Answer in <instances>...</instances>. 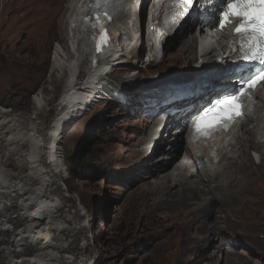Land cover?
Returning a JSON list of instances; mask_svg holds the SVG:
<instances>
[{
	"label": "rangeland",
	"instance_id": "1",
	"mask_svg": "<svg viewBox=\"0 0 264 264\" xmlns=\"http://www.w3.org/2000/svg\"><path fill=\"white\" fill-rule=\"evenodd\" d=\"M67 5L68 0H0V109L12 114L26 113L35 120L34 99L45 91L47 105L37 122L43 124L39 126L43 129H47L55 117V106L66 82L63 79L56 84L49 80L55 48L66 37L61 18ZM185 30L179 33L183 36L176 34L166 42L163 56L171 58L178 48L182 49L184 39L194 34L196 27H191L187 34ZM195 51H199L197 45L193 46V54ZM142 53L143 57L147 56L142 49L136 53V63L140 64L138 75L124 73L110 78L111 84L122 90V99H105L96 104L65 134L64 168L57 184L61 198L69 201L66 211L71 210L68 212L71 218L76 211L79 213L75 225L79 250L54 254L73 260L82 259L81 253L86 251L85 258L90 257L88 264H264V169H260L262 174L248 177L251 169L260 167V161L253 160V166L247 170L231 169L237 183L242 182L251 195L254 190L257 193L249 213L241 210H232L230 214L208 213L202 209L203 200L192 205L184 200L178 206L176 198L175 203L164 204L146 186L144 170L149 168L152 173L149 179L153 181L154 166L164 172L172 168L183 154L186 135L178 136V145L173 149L178 152V158L167 166L169 156H173L168 152L172 147L163 146L168 149L163 153L159 147L183 131L178 129V134H172L174 125L165 131L163 125L158 127L165 121L162 118L165 105L147 102L141 93L187 88L190 79L204 69L202 63L194 59L191 64L178 62L175 67L170 58L158 61L156 56V62L146 65L145 58L140 59ZM195 63L197 67L192 66ZM90 64V59L83 64L76 81L87 80ZM34 77L39 83L32 84ZM132 77V81L127 82L126 79ZM199 78L204 77L193 81L201 86ZM173 108L169 110L173 112ZM248 123L245 127L251 126ZM152 125L153 129L149 130ZM160 135L162 138L158 140ZM172 141L175 143L176 139ZM151 142L156 148L152 152L150 147L147 153ZM254 151L249 148L247 152L252 157ZM211 157L216 163L215 154ZM216 172L213 169L208 174ZM197 176L193 177L196 182L200 180ZM206 185L210 187L209 183ZM233 196L226 194L224 199ZM11 215L18 216L14 212ZM220 218L226 219V226H221ZM19 227L25 226L9 228L15 233ZM3 247L5 245L1 244L0 249ZM12 249L20 252L23 248ZM31 253L34 255L36 250ZM14 261L7 264H21L23 260Z\"/></svg>",
	"mask_w": 264,
	"mask_h": 264
},
{
	"label": "bare ground",
	"instance_id": "2",
	"mask_svg": "<svg viewBox=\"0 0 264 264\" xmlns=\"http://www.w3.org/2000/svg\"><path fill=\"white\" fill-rule=\"evenodd\" d=\"M91 2L92 0H68L66 12L61 18L62 24L65 25L66 37H63L61 44L55 48L49 82L58 84L63 79L66 82L63 94L55 106V117L49 127L43 129L39 127L41 123H37L42 117L44 106L47 105L44 97L45 91L40 92L34 99V108L37 111L35 120L29 118L26 113L12 114L8 110L0 109V245H5L0 249V264L13 263L15 259L23 260L21 264H86L90 258H85L86 251L81 253L82 259L74 258L73 260L71 258L64 260L54 254V252L57 254L76 253L79 250L77 246L78 229L75 226L79 213L76 211L73 219L71 218V214L68 213H71V210L66 211L69 201L61 198L62 194L57 184L64 168L62 159H64L65 134L70 126L96 104L105 99H122V90H119V87H114L110 78L124 73L139 74L137 71L140 64L136 63V53L141 49L147 53V48H144L145 42L152 40L149 35L151 33L146 36V13L148 10H156L145 7L150 2L149 0L145 1L143 5L140 4L138 8L132 2L130 7L117 9L116 18L97 23L86 17V10ZM221 2L222 0H200V6L195 7L191 19L185 17L176 34L179 35L185 29L184 33L187 34L191 27L192 29L196 27V32L184 39V47L178 48L171 58L163 56L161 59L170 58V62L175 67L178 62L191 64L194 59L196 63H202L203 72L193 76L187 88L184 86L183 89L163 90L157 93L152 91V94L148 90V92L141 93L147 102H159L161 105H165L162 107V110H165L162 116L165 121L158 127L163 125L162 130L165 131L169 126L172 128L174 125L175 129L172 130V134H178V129L183 131L179 135H173L172 140L176 139L175 143H172V140H165V144L161 143L159 147V151L162 153L168 151L163 146L172 147L168 152L173 156H169L167 166H170L178 158V152L173 151L174 147L178 145V136H182L183 133L186 135L182 148L183 154L178 162L165 172L161 167L154 166L156 169L154 176L156 177L154 180L152 179L153 181L149 179L152 173L148 168L147 171L144 170L143 178L147 180L145 184L149 191L155 193L157 199L164 204L175 203L176 198L178 206L184 200H188V205L199 204V201L203 200L202 209L205 208L208 213L225 211L230 214L232 210L249 213L248 210L254 207L252 201L257 193L254 190L251 195L249 189H245L246 186L244 185V187L242 182L237 183V177L233 175L234 170L231 171V169L247 170V167L253 166L254 160L260 161L258 163L260 167L251 169L248 177L262 174L260 169H264L263 91L255 93L256 104L251 103L247 106V109L251 111L253 107L255 108L253 114L235 126L232 133L225 135L226 138L216 145L212 141L190 143V133L184 127L190 115L188 112L191 110L192 113H200L204 108L201 107V103L215 100L216 96L221 93L219 88H226L229 83L228 74L234 75L238 71V67L226 61H217L220 56L222 57L226 53L224 50L228 47L232 36L221 38L218 45L213 46V39H207L206 35L205 27L212 24L211 21L221 7ZM135 18L139 21L138 28L132 26ZM102 27L108 29L110 42L107 46L103 45L101 51H97L96 35L99 34ZM231 32L232 29L227 30L228 34ZM183 35L182 33L179 36ZM201 37L203 42L200 43ZM213 38L219 40L215 36ZM169 40L170 38L167 43ZM194 45L199 47V51H195L193 54ZM140 56V59L145 58L146 62H156L158 59L154 60L156 56L154 43L151 46L150 55L143 57L142 53ZM88 59L91 63L89 76L83 83H79L78 80L76 81L79 79L78 73ZM196 63L192 66H195ZM144 64L146 63L144 62ZM202 76L204 78L197 79L202 81L199 83L201 86L196 85L198 82L193 80ZM132 79L133 77L126 80L131 82ZM37 83H39V79L34 77L32 84ZM144 90L142 89V91ZM203 90L204 93H202ZM171 107H174L173 112L169 110ZM146 109L148 112L152 111L149 108ZM167 111L169 114L166 113ZM171 112L172 114H170ZM248 122L251 126L245 127ZM189 125L190 123H187L186 126ZM152 129L153 125L149 130ZM245 134L248 137H245ZM161 138L162 136L158 140ZM257 140L259 143H256ZM207 144H213L215 148L210 151ZM150 147H152V142L147 153L151 149ZM155 148L154 145L151 151L153 152ZM249 148L255 150L252 154L253 158L247 152ZM214 149L217 150L220 157L219 162L216 163L211 157V152ZM198 154L203 157L202 166L196 162L195 157ZM213 169L215 172L218 171L214 175H209V171ZM194 175L200 177L198 182L193 180ZM205 179L209 180L207 183L210 184V187L206 185ZM214 185H216L215 189ZM226 186H228L226 190L220 189ZM226 194L234 196L224 199ZM54 195L59 200H56ZM213 204L214 208L211 207ZM11 212L17 213L18 216L13 218ZM240 212L237 214L240 215ZM219 220L221 226L226 224V219L220 218ZM16 225L25 227H19L13 233L9 227ZM12 235L15 238L14 241L11 239ZM66 242H69L68 246ZM14 247L23 249L18 252L12 249ZM33 250H36L34 255L31 253Z\"/></svg>",
	"mask_w": 264,
	"mask_h": 264
},
{
	"label": "snow or ice",
	"instance_id": "3",
	"mask_svg": "<svg viewBox=\"0 0 264 264\" xmlns=\"http://www.w3.org/2000/svg\"><path fill=\"white\" fill-rule=\"evenodd\" d=\"M197 4L200 0H196ZM132 0H93L89 15L100 23L99 16L113 17V11L130 7ZM193 4V0H166L163 16L171 11L169 23L176 24ZM236 21L235 34L239 37V52L233 61H244L242 71L237 74V87L226 89L218 94L214 103L197 113L193 126L194 133L210 137L220 128H228L235 119L244 115L239 100L248 88L255 89L259 81L264 80V0H222L221 7L211 21L213 28L225 26ZM108 43L107 32L99 35L97 51Z\"/></svg>",
	"mask_w": 264,
	"mask_h": 264
}]
</instances>
